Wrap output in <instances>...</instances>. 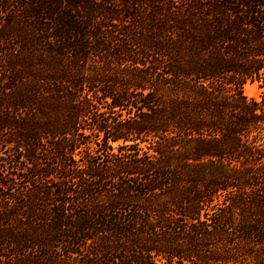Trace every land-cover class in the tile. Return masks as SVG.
<instances>
[{
    "label": "trees",
    "instance_id": "obj_1",
    "mask_svg": "<svg viewBox=\"0 0 264 264\" xmlns=\"http://www.w3.org/2000/svg\"><path fill=\"white\" fill-rule=\"evenodd\" d=\"M0 264H264V0H0Z\"/></svg>",
    "mask_w": 264,
    "mask_h": 264
},
{
    "label": "rangeland",
    "instance_id": "obj_2",
    "mask_svg": "<svg viewBox=\"0 0 264 264\" xmlns=\"http://www.w3.org/2000/svg\"><path fill=\"white\" fill-rule=\"evenodd\" d=\"M257 92V88L254 84H247L245 85L244 87V93L247 95V96H253L255 95Z\"/></svg>",
    "mask_w": 264,
    "mask_h": 264
}]
</instances>
